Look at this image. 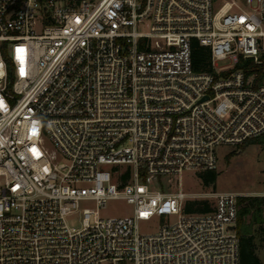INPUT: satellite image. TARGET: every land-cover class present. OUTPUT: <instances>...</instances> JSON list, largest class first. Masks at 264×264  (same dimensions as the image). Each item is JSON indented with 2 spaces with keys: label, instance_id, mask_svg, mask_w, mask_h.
Segmentation results:
<instances>
[{
  "label": "built area",
  "instance_id": "built-area-1",
  "mask_svg": "<svg viewBox=\"0 0 264 264\" xmlns=\"http://www.w3.org/2000/svg\"><path fill=\"white\" fill-rule=\"evenodd\" d=\"M263 39L264 0H0V264H241L240 194L184 177L264 135Z\"/></svg>",
  "mask_w": 264,
  "mask_h": 264
},
{
  "label": "rangeland",
  "instance_id": "rangeland-1",
  "mask_svg": "<svg viewBox=\"0 0 264 264\" xmlns=\"http://www.w3.org/2000/svg\"><path fill=\"white\" fill-rule=\"evenodd\" d=\"M261 51L264 53V39ZM218 65L223 68L231 67L232 64L229 60H221ZM219 158L217 167L219 177L215 187H204L198 177L199 174L197 176V174L187 173L184 177V191L191 193L194 198L209 197L210 193L217 192H234L246 197H264V137L255 143L248 144L243 149L231 150L229 147H222ZM84 208L96 209V206L92 202H82L80 208L67 217L69 226L80 227L82 225ZM130 211V206L126 202L113 200L99 210V215L103 218L124 216ZM139 227L143 233L155 232L158 229V219L140 222Z\"/></svg>",
  "mask_w": 264,
  "mask_h": 264
},
{
  "label": "trees",
  "instance_id": "trees-1",
  "mask_svg": "<svg viewBox=\"0 0 264 264\" xmlns=\"http://www.w3.org/2000/svg\"><path fill=\"white\" fill-rule=\"evenodd\" d=\"M3 54L7 62L9 63L8 51L6 48H3ZM260 59L262 60V64H255L253 59L250 58H239V64L237 65V69L245 70L247 76L252 73H257V82L262 81L264 78V53L261 51ZM192 61H193V69L196 72H209L212 70V59L211 52L208 47L202 46L197 40H192ZM264 137L261 136L258 139L248 141L238 149H243L250 143H255ZM234 153V152H232ZM199 179L204 187H215L216 182L219 177V172L217 170H209L204 171L199 174ZM239 206H244L241 212L238 214L237 221V232L240 238V247H241V264H262L259 258L255 253V248L252 244H248L247 240L244 238L243 233L240 226V220L243 215L249 212L248 206H264V197H239ZM212 209L211 204L206 200H198L192 202L188 205L189 211H198V212H206Z\"/></svg>",
  "mask_w": 264,
  "mask_h": 264
},
{
  "label": "crops",
  "instance_id": "crops-1",
  "mask_svg": "<svg viewBox=\"0 0 264 264\" xmlns=\"http://www.w3.org/2000/svg\"><path fill=\"white\" fill-rule=\"evenodd\" d=\"M244 206H239V213ZM249 212L242 216L240 226L248 244H252L255 253L264 264V206H248Z\"/></svg>",
  "mask_w": 264,
  "mask_h": 264
},
{
  "label": "water",
  "instance_id": "water-1",
  "mask_svg": "<svg viewBox=\"0 0 264 264\" xmlns=\"http://www.w3.org/2000/svg\"><path fill=\"white\" fill-rule=\"evenodd\" d=\"M205 99H207V98H205Z\"/></svg>",
  "mask_w": 264,
  "mask_h": 264
}]
</instances>
